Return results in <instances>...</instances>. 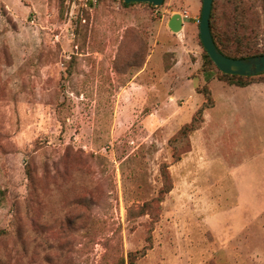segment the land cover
I'll use <instances>...</instances> for the list:
<instances>
[{"label": "rangeland", "instance_id": "1", "mask_svg": "<svg viewBox=\"0 0 264 264\" xmlns=\"http://www.w3.org/2000/svg\"><path fill=\"white\" fill-rule=\"evenodd\" d=\"M213 3L228 30L235 0ZM201 10L0 0V264H264V92L226 86L202 145L180 134Z\"/></svg>", "mask_w": 264, "mask_h": 264}, {"label": "trees", "instance_id": "2", "mask_svg": "<svg viewBox=\"0 0 264 264\" xmlns=\"http://www.w3.org/2000/svg\"><path fill=\"white\" fill-rule=\"evenodd\" d=\"M215 1V0H213ZM125 6L129 4L122 0ZM235 9L233 15L228 17V23L230 28L227 30L223 25V19L217 18L215 14V5H212L211 17H210V31L212 38L218 47V49L225 54L227 57L234 59H243L248 57H254L264 55V44L259 48L254 47L255 39L253 38L255 29L249 26L251 21L249 12L245 8L244 0H235ZM150 5V4H149ZM263 11H264V0H263ZM257 44V42H256ZM211 70L217 71V78L229 85L238 87H247L255 82V78H260L264 74L257 76H240L232 75L221 72L209 55L204 50L203 64L200 67V72H207ZM262 79V78H261ZM256 79V82H263L264 80ZM197 92L202 94L205 102L203 105L194 113L190 123L184 125L180 130V134L186 138L191 136L200 130L205 122V112L215 106V101L212 96V92L208 86L198 88ZM172 188L166 189L164 193H169ZM132 257V256H131ZM132 264V259H130Z\"/></svg>", "mask_w": 264, "mask_h": 264}, {"label": "water", "instance_id": "3", "mask_svg": "<svg viewBox=\"0 0 264 264\" xmlns=\"http://www.w3.org/2000/svg\"><path fill=\"white\" fill-rule=\"evenodd\" d=\"M127 4L147 3L159 7L164 0H123ZM213 0H202L201 19L199 24L200 39L204 50L212 59L216 67L223 73L240 76H257L264 74V55L234 59L227 57L216 46L210 31V17ZM169 28L175 32H181L183 18L179 13L174 14L168 23Z\"/></svg>", "mask_w": 264, "mask_h": 264}, {"label": "crops", "instance_id": "4", "mask_svg": "<svg viewBox=\"0 0 264 264\" xmlns=\"http://www.w3.org/2000/svg\"><path fill=\"white\" fill-rule=\"evenodd\" d=\"M200 67H196V69H192V71L196 72L195 77H189V76L186 77V82L190 86V91H189L190 93L189 94L192 95L191 97L193 98V101L195 103V107H194V109L192 110V113H191V118L194 115V113L205 102V99H204L203 95L197 92L198 88H202L204 86H208L210 88V90L212 92L213 99L215 101V106L213 108H211V109L206 110V112H205V122H204L202 128L200 130H198L197 132H195L190 138L191 141L194 138H196V141L199 144H201V142H200L201 135L200 134L202 132H205L204 128H205L206 124H208V111H210V110H218V109H222L223 111L229 110L231 104H230V99H229V95L230 94H228V93H230V92H228V90L226 89V86H229V87L230 86L231 87L234 86V85H229V84H227V83H225L223 81H220L217 78V71L216 70H211V71H207V72H200ZM195 79H198V82L200 83V85L195 86V83H194ZM182 81H183L182 79L178 81L179 85H181V86L184 83ZM173 84H176V81L173 82ZM256 85L257 86H264V83L263 82H256V83H253V84H251V85H249L247 87L253 86L254 89H253L252 93L254 95H256V93H260V92L263 93L264 92V88H263V90L257 91V90H259V88H257ZM234 87H236V88H247V87H238V86H234ZM262 139L264 141V135L262 136ZM192 147H193V150L190 152V157L195 152V147L194 146H192ZM263 152H264V150H263ZM257 219L256 218L247 219L245 214H242V215H239V216L236 217V220L239 221V223L240 222L241 223H245L246 221L248 222V220H249V222H253V221H256Z\"/></svg>", "mask_w": 264, "mask_h": 264}]
</instances>
